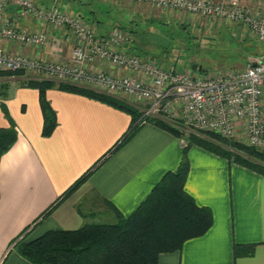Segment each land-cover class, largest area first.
<instances>
[{
    "label": "crops",
    "instance_id": "0c3cea01",
    "mask_svg": "<svg viewBox=\"0 0 264 264\" xmlns=\"http://www.w3.org/2000/svg\"><path fill=\"white\" fill-rule=\"evenodd\" d=\"M34 1L79 14L102 35L115 27L128 29L133 37L132 53L155 57L157 49L168 68H173V53L145 43L150 33L173 25L178 36L174 40L184 41L178 34L189 31L198 42L216 37L224 27L204 28L202 20L208 18L128 0ZM8 14L16 18L17 9L9 7ZM19 24L31 31H46L49 42L42 47L5 42L8 51L49 62L70 60L76 40L67 28L41 25L31 18L19 19ZM89 67L131 74L106 62H93ZM23 79L0 77V127L10 126L6 109L18 133L0 160V264H33L20 254L19 240L34 239L51 229L115 222L113 207L124 216L131 215L164 174L179 167L187 143L183 136L150 122L121 144L132 126L128 112L59 88L47 91L58 126L45 137L39 90ZM119 98L134 105L129 97ZM188 155L186 190L199 205L212 210L213 224L204 235L186 241L180 251L162 253L158 264H264V174L199 145H193ZM93 166L88 178L47 212ZM235 244L255 248L250 255L235 257Z\"/></svg>",
    "mask_w": 264,
    "mask_h": 264
},
{
    "label": "built area",
    "instance_id": "2783aa9c",
    "mask_svg": "<svg viewBox=\"0 0 264 264\" xmlns=\"http://www.w3.org/2000/svg\"><path fill=\"white\" fill-rule=\"evenodd\" d=\"M128 1L245 27L264 43V4L256 8L244 0ZM11 6L17 9L16 18L8 14ZM30 18L41 25L67 28L74 35L76 44L68 62L43 61L11 53L4 47L5 42L30 47L48 44L46 31L35 32L20 26L19 19ZM132 42V35L120 27L102 35L81 15L63 11L57 5L45 7L34 0H0V71H22L29 80L71 83L118 98L124 95L144 103L139 120L143 124L155 117L181 121L264 150V56L250 57L243 69L193 76L165 67L152 56L132 53ZM93 62H106L131 74L90 68Z\"/></svg>",
    "mask_w": 264,
    "mask_h": 264
},
{
    "label": "trees",
    "instance_id": "16d2710c",
    "mask_svg": "<svg viewBox=\"0 0 264 264\" xmlns=\"http://www.w3.org/2000/svg\"><path fill=\"white\" fill-rule=\"evenodd\" d=\"M188 32L181 31L178 35L186 38L190 35ZM23 73L0 71V77L21 76ZM23 80L24 84L39 90L44 118L42 135L45 137L52 135L58 126L57 112L47 97V91L52 88L82 94L128 112L132 116V126L121 144L141 126L138 124L142 115L140 108L124 99L71 83ZM5 114L10 126L0 127V160L18 136L13 119L6 109ZM149 122L177 136L188 137L179 167L166 172L129 216L122 215L113 207L116 212L115 222L89 223L75 230L51 229L34 239L19 240L18 249L24 258L33 264H158L162 253L180 251L186 241L204 235L213 224L212 210L199 205L185 187L190 172L188 153L193 145L222 155L231 163L264 174V150L210 131L185 135L179 128L181 121L169 122L162 117H155L149 118ZM94 166L79 177L47 212L75 191L88 178ZM254 248L255 245L235 244L234 255H250Z\"/></svg>",
    "mask_w": 264,
    "mask_h": 264
},
{
    "label": "rangeland",
    "instance_id": "374dc122",
    "mask_svg": "<svg viewBox=\"0 0 264 264\" xmlns=\"http://www.w3.org/2000/svg\"><path fill=\"white\" fill-rule=\"evenodd\" d=\"M244 1L248 6L256 8H259L264 4V0ZM179 17L181 16L179 15ZM183 19L181 18V21L187 23L186 20ZM228 24L229 23L218 20H202V27L204 28L210 27V25L213 27H224H222V33H216V37H208L205 38V40H199L198 42L196 41L193 32V34L190 33V35H187L184 41H177V39L174 40V36H176V38L178 37L176 28L173 25H163V29L157 30L158 32L156 31L155 34L150 33L145 39V43L148 45H157L159 46V49L167 48L166 50H170V53H173L170 66L188 72L193 76L204 74L211 76L226 70L243 69L250 57L264 55V43L255 37L248 29L235 25L231 26V24L228 26ZM125 31H127V29H125ZM204 31L202 33H204ZM129 33L131 34V32ZM154 52H156L154 58L160 64L165 66L164 60L157 53L159 50L155 49ZM141 53L142 51H139V54ZM194 64H197L202 70L192 69ZM23 75L25 76L24 73ZM131 100L134 101L133 99ZM134 105H140L143 107L144 103L134 101ZM139 111L141 112V109H139ZM139 120L138 124L142 125L143 123ZM179 128L185 135H189L193 132L204 133V131L182 122L179 124ZM184 138L185 141L188 142V137Z\"/></svg>",
    "mask_w": 264,
    "mask_h": 264
},
{
    "label": "water",
    "instance_id": "95a60500",
    "mask_svg": "<svg viewBox=\"0 0 264 264\" xmlns=\"http://www.w3.org/2000/svg\"><path fill=\"white\" fill-rule=\"evenodd\" d=\"M192 69H194V70H202V68L201 67H199L197 64H194L193 65V67H192Z\"/></svg>",
    "mask_w": 264,
    "mask_h": 264
}]
</instances>
